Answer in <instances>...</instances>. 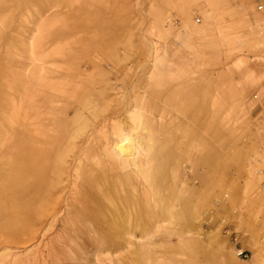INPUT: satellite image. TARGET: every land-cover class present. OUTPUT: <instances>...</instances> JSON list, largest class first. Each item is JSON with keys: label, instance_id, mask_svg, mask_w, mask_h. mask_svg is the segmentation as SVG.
Listing matches in <instances>:
<instances>
[{"label": "rangeland", "instance_id": "1", "mask_svg": "<svg viewBox=\"0 0 264 264\" xmlns=\"http://www.w3.org/2000/svg\"><path fill=\"white\" fill-rule=\"evenodd\" d=\"M260 4L0 0V264H264Z\"/></svg>", "mask_w": 264, "mask_h": 264}, {"label": "bare ground", "instance_id": "2", "mask_svg": "<svg viewBox=\"0 0 264 264\" xmlns=\"http://www.w3.org/2000/svg\"><path fill=\"white\" fill-rule=\"evenodd\" d=\"M261 5V4H260ZM263 7H264V4H263ZM262 11V10H261ZM259 12V11H258ZM262 168V167H261ZM261 168H260V170H261ZM261 172H264V167H263V170H261ZM258 181L260 180V178H258L257 179ZM262 179H261V181H259V184L261 185L262 184ZM261 221H262V225H264V219H261ZM250 240H252V241H255V243L257 244V246L259 245L258 244V241H260L259 243H260V247H264V230H260L259 231V233H258V235H256L255 236V238H251ZM233 245V244H232ZM232 253H233V256L235 257V251L233 252V250H232ZM246 259H249V258H246ZM263 262H264V260H262Z\"/></svg>", "mask_w": 264, "mask_h": 264}, {"label": "built area", "instance_id": "3", "mask_svg": "<svg viewBox=\"0 0 264 264\" xmlns=\"http://www.w3.org/2000/svg\"><path fill=\"white\" fill-rule=\"evenodd\" d=\"M258 10H263V5H259L258 6ZM236 244L237 243H236V240H235V243H234L235 255L237 257H239V258H242V259L248 258L249 252L247 250L242 249L241 247H238Z\"/></svg>", "mask_w": 264, "mask_h": 264}]
</instances>
